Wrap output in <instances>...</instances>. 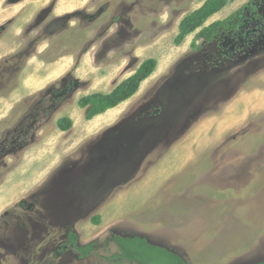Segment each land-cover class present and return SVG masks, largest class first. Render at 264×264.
Wrapping results in <instances>:
<instances>
[{
	"label": "rangeland",
	"instance_id": "rangeland-1",
	"mask_svg": "<svg viewBox=\"0 0 264 264\" xmlns=\"http://www.w3.org/2000/svg\"><path fill=\"white\" fill-rule=\"evenodd\" d=\"M249 1L228 0L175 44L180 20L204 0H0V264H140L111 257L114 234L187 264L264 260V0ZM237 11L241 27L196 39ZM148 58L157 65L131 98L85 118L80 97L110 92ZM132 110L163 134L113 191L118 208L115 195L74 216L43 208L41 188L61 162L87 156L88 139ZM62 116L71 130L60 132ZM154 175V196L127 199ZM69 232L79 245L97 240L94 253L80 258ZM140 244L146 264H162Z\"/></svg>",
	"mask_w": 264,
	"mask_h": 264
},
{
	"label": "crops",
	"instance_id": "crops-1",
	"mask_svg": "<svg viewBox=\"0 0 264 264\" xmlns=\"http://www.w3.org/2000/svg\"><path fill=\"white\" fill-rule=\"evenodd\" d=\"M82 97L77 101V108H83L79 105V100ZM116 106L107 108L105 111ZM146 117L147 114L143 110H132L125 119L122 118L120 122L118 121L104 129L102 134L100 132L88 139L92 146L85 148L83 155L87 154V156L61 162L56 177L47 180L41 188L43 193L42 207L56 210L59 217L62 213L74 216V214L81 213L83 208L108 207L109 203L107 202L103 206L101 205L103 199L115 195L120 198H116L117 200H114L115 206L111 204L110 208H118L116 205H120L118 202L121 200L120 195L122 194H120V190L119 193L117 191L115 194L113 191L117 187L118 189L123 188L125 184L130 182L128 178L137 171L141 160L162 141L163 133L159 122H154L155 117L152 115L149 116L151 121L147 120ZM61 119L70 120L71 127L66 130L58 127L60 132L71 130L72 119L68 116H62L57 119L56 123ZM123 172H127L128 175L123 176ZM162 179L161 176L154 175L152 178L139 183L138 192L131 195L129 191L126 195L127 199L133 200L141 195L142 202H146L148 197L154 196L158 191L156 189L161 187Z\"/></svg>",
	"mask_w": 264,
	"mask_h": 264
},
{
	"label": "trees",
	"instance_id": "trees-1",
	"mask_svg": "<svg viewBox=\"0 0 264 264\" xmlns=\"http://www.w3.org/2000/svg\"><path fill=\"white\" fill-rule=\"evenodd\" d=\"M227 2L228 0H204L198 8L189 12L180 20L178 24V33L174 38V43H181L185 36L201 27L210 16L221 10ZM251 2L252 1L247 2L246 6L252 5ZM240 11H237L221 20L214 21L208 26L202 27V29L196 33V39H202L205 42H209L212 41L216 35H220L226 30L238 28L239 22H241L243 18V16L240 15ZM156 65L157 61L155 58L145 59L130 76L118 83L110 92H95L82 97L79 100V105L86 108L85 118L90 119L94 115L104 112L107 108L114 107L121 101L132 96L139 89L141 82L151 75ZM57 124L62 130L69 129L71 127V121L68 119H61L57 122ZM68 238L79 257L86 258L94 253L97 240L91 241L85 245H78V236L73 232L68 233ZM113 240L120 251V253L112 255L111 257L113 258L118 256L119 258L137 261L140 264H146L147 261L143 259L140 254V249L142 250V248L141 246L139 247V245L142 243L150 250L161 251L163 253L164 259L162 264H187L173 251H170L162 246L149 243L144 237H129L114 234ZM134 241H139L140 243L135 244L134 246ZM253 264H264V260Z\"/></svg>",
	"mask_w": 264,
	"mask_h": 264
},
{
	"label": "flooded vegetation",
	"instance_id": "flooded-vegetation-1",
	"mask_svg": "<svg viewBox=\"0 0 264 264\" xmlns=\"http://www.w3.org/2000/svg\"><path fill=\"white\" fill-rule=\"evenodd\" d=\"M251 4L252 5H250V6H246V8H250V9H252L253 7H255V5H254V1L252 0V2H251ZM256 16L258 17V15L256 14ZM241 25L242 24H239V27H241ZM72 89H69V91H71ZM68 91V92H69ZM68 92H66V89H64V90H62V93H64L63 95H66ZM62 93L61 94H58V96H62ZM65 97V96H64ZM60 98V97H59ZM74 233V232H73ZM66 237L68 238V233L66 234ZM68 240H69V238H68ZM69 243H70V241H69ZM79 245V244H78ZM71 246L73 247V245L71 244ZM74 249V248H73ZM79 256V255H78ZM81 258V257H80Z\"/></svg>",
	"mask_w": 264,
	"mask_h": 264
}]
</instances>
